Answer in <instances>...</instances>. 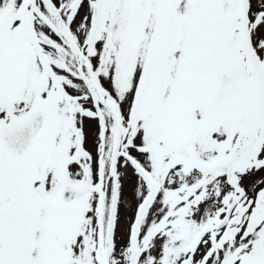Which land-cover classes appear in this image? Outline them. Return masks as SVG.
I'll return each instance as SVG.
<instances>
[{"label": "snow or ice", "instance_id": "1", "mask_svg": "<svg viewBox=\"0 0 264 264\" xmlns=\"http://www.w3.org/2000/svg\"><path fill=\"white\" fill-rule=\"evenodd\" d=\"M0 264H264V0H0Z\"/></svg>", "mask_w": 264, "mask_h": 264}]
</instances>
